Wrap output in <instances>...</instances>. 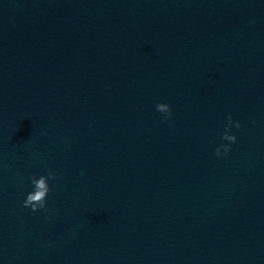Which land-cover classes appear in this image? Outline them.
Wrapping results in <instances>:
<instances>
[{
  "label": "water",
  "instance_id": "water-1",
  "mask_svg": "<svg viewBox=\"0 0 264 264\" xmlns=\"http://www.w3.org/2000/svg\"><path fill=\"white\" fill-rule=\"evenodd\" d=\"M228 112L241 127L218 157ZM0 264H264V0L1 16Z\"/></svg>",
  "mask_w": 264,
  "mask_h": 264
},
{
  "label": "clouds",
  "instance_id": "clouds-1",
  "mask_svg": "<svg viewBox=\"0 0 264 264\" xmlns=\"http://www.w3.org/2000/svg\"><path fill=\"white\" fill-rule=\"evenodd\" d=\"M157 111L163 112V118L167 119L172 116V107L169 102L161 103L157 101L155 104ZM224 131L222 132V143H217L214 147V154L216 156H227L232 148V143L237 140V135L232 131L233 127L240 128L241 121L233 118V114L228 112L226 114V122L223 125ZM57 172L48 170L41 173L37 179L36 173L30 175L31 188L28 190L22 200L25 207H30L32 211L39 209L47 210V196L51 191L49 183L50 178H55Z\"/></svg>",
  "mask_w": 264,
  "mask_h": 264
}]
</instances>
